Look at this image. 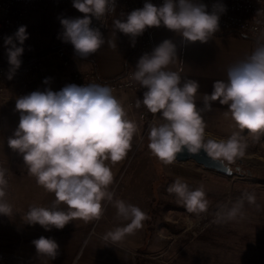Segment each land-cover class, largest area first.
Listing matches in <instances>:
<instances>
[{"label":"clouds","instance_id":"1","mask_svg":"<svg viewBox=\"0 0 264 264\" xmlns=\"http://www.w3.org/2000/svg\"><path fill=\"white\" fill-rule=\"evenodd\" d=\"M73 7L84 15L61 18L62 39L73 45L78 57L86 59L106 42L101 31L91 27V18L102 21L115 13L116 0H73ZM216 8L209 13L198 0H163L159 6L146 0L142 8L113 21L114 34L118 30L131 36L134 43V38L147 28L163 25L187 42L206 43L219 30V11L224 9ZM27 39L26 26L4 39L8 79L21 66ZM107 42L116 47L115 40ZM176 51L171 40H164L139 58L130 77L147 89L135 106H144L154 117L148 126V149L164 165L172 164L185 151L198 155L202 150L222 164H234L245 156L248 147L241 133L247 130L257 140L264 134V41H258L249 56L228 68L227 80L213 83L212 93L203 96V109L196 104L199 82L182 79L179 72L167 70L177 59ZM216 101L227 105L225 115H230L239 130L226 139L209 138L205 131L201 113ZM15 109L20 114L19 124L8 138V146L22 155L28 174L35 177L37 185L54 194L49 206H30L24 222L39 224L46 231L62 230L73 220H99L110 204L116 209L117 218L127 223L109 231L107 239L120 242L143 227L147 215L138 206L116 199L111 190L115 182L112 166L127 157L133 138L140 131L111 87L93 83L68 84L59 91L36 90L18 97ZM6 176L7 170L0 167V214L12 216V206L6 200ZM167 192L175 195L188 213L199 216L208 211L209 201L202 185L193 189L178 177ZM245 201L255 204L256 197L242 193L230 207H220L215 222L242 216ZM32 243L37 255L55 259L59 254V244L53 238L41 236Z\"/></svg>","mask_w":264,"mask_h":264},{"label":"rangeland","instance_id":"2","mask_svg":"<svg viewBox=\"0 0 264 264\" xmlns=\"http://www.w3.org/2000/svg\"><path fill=\"white\" fill-rule=\"evenodd\" d=\"M71 2L73 0H68L56 7H65ZM253 40L257 44L264 41V36ZM6 89L0 95V112L16 114L15 107L2 105L8 103ZM113 94L126 96L140 131L132 154L111 190L116 199L138 206L147 215L143 227L120 242L107 239L109 231L127 223L117 218L116 209L110 204L106 205L99 220L87 223L73 220L62 230L46 231L39 224L29 225L23 219L29 207H45L41 188L13 186L10 176L27 174L23 168L25 164L7 163L3 166L8 180L6 200L13 214H0L1 264H138L140 259L142 264H264V210L243 207V215L235 220L215 222L220 207H230V201L237 200L244 192L253 193L255 204L264 206V134L257 140L247 130L241 133L248 147L243 158L229 165L235 171L232 176L220 175L193 161L164 165L147 147L149 124L140 118L141 110L135 106L140 99L138 95L128 91ZM24 95L27 94L18 97ZM226 112L220 109L202 111L209 138L226 139L239 131ZM3 141L7 149L8 140ZM178 177L193 189L203 186L206 195L211 197L206 213L199 216L188 213L175 195L167 192L168 186ZM150 228L152 232L146 235ZM41 236L53 238L59 244L55 259L37 255L32 241Z\"/></svg>","mask_w":264,"mask_h":264},{"label":"crops","instance_id":"3","mask_svg":"<svg viewBox=\"0 0 264 264\" xmlns=\"http://www.w3.org/2000/svg\"><path fill=\"white\" fill-rule=\"evenodd\" d=\"M55 7L37 8L31 11L28 19L27 39L31 45L30 56L64 42L61 18H82L84 15L73 7V2L65 7ZM117 18L120 19L121 17L119 15L113 16L110 19V29L107 32H102L106 42L96 53L84 59L72 56L66 51L70 59L67 67L63 66L62 60L57 55V50L47 53L42 57L43 64L38 72L32 76L15 79L8 84L6 89V102L8 103L5 102L6 104L2 103V105L15 107L19 94H28L35 85L51 86L65 83L73 72L95 70L104 79H110L122 73L124 61L133 51L134 43L131 36L118 30L114 34L113 21ZM152 29L155 47L166 39L171 40L176 45L177 59L168 66L167 70L179 72L182 79H193L199 82L200 88L196 94V104L201 109L204 108L203 96L212 93L213 83L217 80H227L228 68L244 60L257 45L254 41L233 33H215L206 43L199 41L190 43L163 25L152 27ZM109 40H115L116 47H111L107 42ZM0 51L1 57L8 60L6 50L1 49ZM46 79L48 80L47 84L44 83ZM113 95L123 104L128 113V118L137 122L134 110L127 105L126 96L123 94ZM210 109L227 111V105H221L216 101L211 103ZM19 118L20 114L17 111L16 114L8 115L0 112V167L2 168L7 163L24 165L23 157L8 146L7 149H4L5 142L3 141L13 136L19 124ZM137 136L138 134L133 138L132 148L127 157L122 162L112 166L115 179L132 154ZM16 155L20 157H13ZM23 168L27 174L13 173L10 176V180L13 181L11 184L13 186H38L35 177L28 174L26 166ZM38 187L41 188L45 207L49 206L54 199V194L47 192L40 186Z\"/></svg>","mask_w":264,"mask_h":264},{"label":"built area","instance_id":"4","mask_svg":"<svg viewBox=\"0 0 264 264\" xmlns=\"http://www.w3.org/2000/svg\"><path fill=\"white\" fill-rule=\"evenodd\" d=\"M68 0H0V50L5 49L4 39L7 36H12L20 26H26L28 33V19L32 10L37 8H50L57 5H62ZM146 0H116L115 13L108 14L102 21L92 17L91 27L98 28L101 33L107 32L110 29V19L119 15L121 18H126V15L131 11L142 8ZM154 5H161L163 0H150ZM207 6V11L211 13L223 6V11H219V30L216 33L220 34H237L246 36L252 39H259L264 36V0H198ZM24 52L20 57L22 63L16 71L12 79L7 78L9 64L0 63V95L4 93L9 83L21 77L34 75L42 67V58H33L31 54V45L28 40L23 44ZM155 48L153 41V29L147 28L142 35L134 38V67L126 74L113 78L111 80H99L98 75L94 71H77L70 74L68 80L63 84H54L51 86L37 85L31 92L46 88L52 91H59L68 84H76L84 86L86 84H101L107 85L113 89V92L128 91L136 93L140 100L143 99V93L147 90L131 80V74L135 71V67L139 58L145 53H151ZM66 49L60 48L57 50L58 57L62 60L63 66L67 67L70 59L66 54ZM63 85V86H61ZM30 92V93H31ZM29 93V94H30ZM140 118L146 123L153 122V115L143 106L140 108ZM158 116V113L156 114ZM2 256L0 255V264Z\"/></svg>","mask_w":264,"mask_h":264},{"label":"trees","instance_id":"5","mask_svg":"<svg viewBox=\"0 0 264 264\" xmlns=\"http://www.w3.org/2000/svg\"><path fill=\"white\" fill-rule=\"evenodd\" d=\"M244 37V36H243ZM246 37V36H245ZM248 39H250L249 37H246ZM250 40H253V39H250ZM255 42V40H253ZM60 48H64L67 50L68 54L72 55V56H75V57H78L74 51V47L73 45H71V43H66V42H61L60 44H58L57 46H54V47H51V48H48V49H45V50H42L41 52L35 54L33 56V58H42L43 56H45L47 53L51 52V51H55V50H58ZM133 55H134V50L131 52V54H129L125 61H124V70L122 73H120L119 75L113 77V78H116L118 76H121V75H124L126 74L128 71H130V69H133L134 67V60H133ZM0 63H6L3 59H0ZM94 71L96 74L97 72L95 70H92ZM99 77V80H102V81H107V80H111L113 78H110V79H104L102 77ZM143 106H141L140 108H142ZM206 198H211L210 196L206 195ZM236 200L233 199L230 201V204L232 205L233 202H235ZM244 207L248 208V209H257V210H264V206L261 205V204H248L247 202L244 204ZM151 233L152 232V229L150 228V230L148 232H146V235L148 233ZM17 264H20V263H17ZM138 264H142V260L140 259V262H138Z\"/></svg>","mask_w":264,"mask_h":264},{"label":"water","instance_id":"6","mask_svg":"<svg viewBox=\"0 0 264 264\" xmlns=\"http://www.w3.org/2000/svg\"><path fill=\"white\" fill-rule=\"evenodd\" d=\"M188 161H193L197 165L223 176H232L235 173L229 165L222 164L219 160L211 159L203 150L198 155H191L185 151L178 155L175 162L183 163ZM235 170L237 171L238 168Z\"/></svg>","mask_w":264,"mask_h":264}]
</instances>
